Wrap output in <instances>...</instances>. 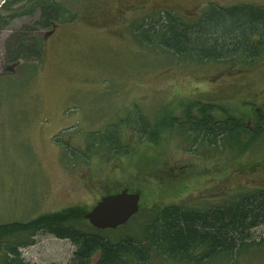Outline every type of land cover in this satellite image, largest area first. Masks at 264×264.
Listing matches in <instances>:
<instances>
[{
	"label": "rangeland",
	"instance_id": "1",
	"mask_svg": "<svg viewBox=\"0 0 264 264\" xmlns=\"http://www.w3.org/2000/svg\"><path fill=\"white\" fill-rule=\"evenodd\" d=\"M51 1L62 18L29 34L43 42L41 60L9 63L6 42L41 11L35 0L7 9L0 0V224L70 207L88 212L113 189L140 192L141 211L114 229L119 235L140 231L155 206L206 210L264 190V137L209 144L165 125L152 143L133 128L140 114L151 124L184 119L193 102L196 116L210 104L216 120L235 116L254 128L255 111H264V54L248 63H181L140 44L134 31L168 13L199 17L212 4L264 7V0ZM113 124L126 152L67 157L66 146L84 150L89 134ZM262 239L264 224L250 241ZM20 251L28 264H69L75 246L41 233ZM152 264L176 263L153 256ZM205 264H264V245Z\"/></svg>",
	"mask_w": 264,
	"mask_h": 264
},
{
	"label": "trees",
	"instance_id": "2",
	"mask_svg": "<svg viewBox=\"0 0 264 264\" xmlns=\"http://www.w3.org/2000/svg\"><path fill=\"white\" fill-rule=\"evenodd\" d=\"M24 1L5 0L1 8H12ZM33 6L39 7L40 18L14 32L6 42L9 63L41 60L43 42L29 40V34L31 30H50L64 13L51 0H35ZM134 37L140 44L169 53L181 63L235 60L248 63L264 54V7L239 4L222 8L212 4L199 17L182 18L168 13L140 26L134 31ZM199 105L188 104L184 119L166 116L156 124L140 114L133 128L152 143L165 125L187 132L190 137L199 136L209 144L219 140L236 144L242 138L251 143L264 137V111H255L256 124L251 128L235 116L216 120L210 104L198 107L199 116H196L194 108ZM124 147L120 129L113 124L105 133L89 134L84 150L67 146L65 149L71 159H87L103 151L120 155L127 151ZM121 190H109L102 196ZM148 211L140 231L119 235L114 229L92 227L84 218L87 211L80 207L43 214L29 221L2 223L0 262L28 264L20 250L33 245L41 233L72 242L75 251L69 264H152L153 256L176 264H205L216 258L234 259L250 246L264 245V239L250 241L252 231L264 224V190L239 194L229 203L206 210L167 205Z\"/></svg>",
	"mask_w": 264,
	"mask_h": 264
},
{
	"label": "water",
	"instance_id": "3",
	"mask_svg": "<svg viewBox=\"0 0 264 264\" xmlns=\"http://www.w3.org/2000/svg\"><path fill=\"white\" fill-rule=\"evenodd\" d=\"M140 198V192L127 189L102 196L84 218L96 229H117L139 212Z\"/></svg>",
	"mask_w": 264,
	"mask_h": 264
}]
</instances>
